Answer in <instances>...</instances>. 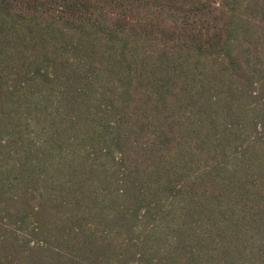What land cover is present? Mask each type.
I'll use <instances>...</instances> for the list:
<instances>
[{
    "label": "trees",
    "instance_id": "1",
    "mask_svg": "<svg viewBox=\"0 0 264 264\" xmlns=\"http://www.w3.org/2000/svg\"><path fill=\"white\" fill-rule=\"evenodd\" d=\"M0 264H264V0H0Z\"/></svg>",
    "mask_w": 264,
    "mask_h": 264
}]
</instances>
